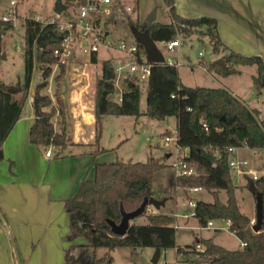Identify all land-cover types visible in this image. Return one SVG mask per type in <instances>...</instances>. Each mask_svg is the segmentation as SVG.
<instances>
[{"label": "trees", "instance_id": "trees-1", "mask_svg": "<svg viewBox=\"0 0 264 264\" xmlns=\"http://www.w3.org/2000/svg\"><path fill=\"white\" fill-rule=\"evenodd\" d=\"M81 0H65L62 13L71 15L68 8H74ZM168 8L171 20H154L150 26L146 23L132 24V29L146 30L154 41L169 40L177 34L188 35L194 29L203 28L214 52L224 51L223 64L218 60L208 63V68L219 74L236 73V64L255 65L252 74L257 87L264 85V63L257 54H243L229 49L219 38L216 19L201 15L184 17L175 11L173 0H162ZM2 21V20H1ZM7 22L8 26L10 21ZM64 34L58 30L57 21L46 23L27 17L24 19V71L22 80L6 83L0 77V159L1 144L21 110L22 100L29 87L34 61L46 63L41 71L42 79L36 84L33 94L34 120L29 128V139L37 146L55 144L64 147L66 127L56 130L52 116L57 113L63 124V102L55 91V102L40 90L47 85L51 72V63L57 58L53 49L58 46V37ZM139 51L144 46L137 41ZM90 60L96 62V51L90 52ZM60 71L55 76L57 82L64 71V63L58 64ZM100 76L95 79L94 117L95 150L99 147L102 134V118L105 114L134 115L141 114L139 83L128 80L127 87L121 93V99L110 98L114 92L115 68L110 59L100 63ZM20 94L17 98L15 95ZM46 107H48L46 109ZM144 114L155 119L176 117V143L180 152L186 149L182 159L194 168L189 175H176V185L185 188L198 186L211 192L212 201L196 200L193 217L201 226L215 218L229 219L228 229L241 241V246L228 249L212 240L211 237H196L186 248L176 246L177 251L195 254L198 261L207 264H264V219L260 228L252 229L250 217L241 212L236 196L235 184L229 166V146L246 145L264 150V119L258 116V110L249 107L240 97L224 86L187 85L181 82L176 63L155 62L145 81ZM56 153V156L59 154ZM264 163V160H263ZM161 166L156 157L146 160H127L95 162L92 177L84 176L72 195L64 199V207L69 221V238L83 237L86 243L80 253L70 249L64 253L65 264H114L110 253L119 246L142 247L175 245V217L162 212H146V222L131 221L124 234L111 231L108 219L118 223L121 218L120 206L125 211L135 209L145 196L153 195L151 190L153 173ZM247 185L264 204V175L249 178ZM225 190L222 200L218 193ZM145 210L139 214L142 215ZM138 215V216H139ZM136 216V217H138ZM135 217V218H136ZM197 245L203 247L201 251ZM104 246L106 251L95 256L88 253L89 247Z\"/></svg>", "mask_w": 264, "mask_h": 264}, {"label": "crops", "instance_id": "crops-1", "mask_svg": "<svg viewBox=\"0 0 264 264\" xmlns=\"http://www.w3.org/2000/svg\"><path fill=\"white\" fill-rule=\"evenodd\" d=\"M173 1L175 11L181 16L206 15L215 18L219 38L229 49L248 55L257 54L264 63V0ZM155 19L158 20L156 13ZM107 21L114 22L116 19L108 18ZM134 23L143 22L137 20ZM69 63L71 61L67 64ZM241 65H234L238 72L232 74L236 76H224L225 81H220V78L214 79L219 82L218 86L226 87L249 107L257 109L259 116L264 113V85L257 87L253 83L252 74L255 73V65H252L254 72L249 76L247 87L252 88V93L245 91L242 87L241 76H239ZM83 72L80 71V74L82 73L80 76H62L57 85L50 83L51 76H49L47 85L40 90L41 93L48 94L53 103L55 102V91L62 99L63 124L65 123L67 136L70 137L71 142L69 152L56 156L50 144L44 147L37 146L29 139V128L34 120L33 94L36 84L40 81H35L33 76L22 100L19 116L1 144L0 264H65V250L86 243L83 237L69 238V221L64 207V199L75 192L81 179L87 176L90 167H94L95 157L100 152H96L94 157L91 156L87 160L82 158L86 157L89 150L90 152L95 150L90 146L94 145V83L98 77L89 76L88 72H85L86 74ZM19 95L18 93L15 96L18 98ZM108 115L115 114H105L102 120ZM60 126H55L56 130H59ZM48 147L51 149V154L45 155ZM100 148L105 149L104 145ZM240 148L253 149L246 145L235 147L232 152H229V157L232 158V154H235V159L243 160L244 158L239 154ZM170 155L171 152H167V156ZM255 155L259 162L253 169L258 176L264 175V155L263 153H255ZM245 168L244 166L241 169ZM237 174L239 184H247L251 178L244 172H237ZM234 184L237 185L235 182ZM201 189L200 187L197 191ZM196 200L204 199L196 198ZM150 211L158 212L154 207ZM186 211L188 210L185 209L183 213ZM255 212L245 213L250 217V222L255 220ZM177 213L179 211L175 208L170 214L175 217V222L178 224L176 226H180L177 218L180 215ZM221 219L225 223V219ZM213 220L211 219L210 225L201 226L195 217H183V226L193 231L202 229L218 231L229 226L226 223L225 225H214ZM204 237H211L214 242L228 249H235V247L225 245L211 233H205ZM239 246H241V241Z\"/></svg>", "mask_w": 264, "mask_h": 264}, {"label": "rangeland", "instance_id": "rangeland-1", "mask_svg": "<svg viewBox=\"0 0 264 264\" xmlns=\"http://www.w3.org/2000/svg\"><path fill=\"white\" fill-rule=\"evenodd\" d=\"M56 0H22L17 5V17L12 22L8 23L1 21L3 14H8L9 0H0V77L6 83H13L18 79L22 80L24 71V19L27 17L35 18L43 23L55 20L57 25H64L67 15L54 12V4ZM65 4V0H61ZM129 5V6H128ZM124 9H123V8ZM129 7V9H127ZM66 7H64L65 9ZM63 9V10H64ZM71 12L72 8H68ZM152 10H155L158 20H171L168 8L163 5L162 0H114L112 3V11L108 15H104L105 20V40L110 41L111 45L105 46L100 44L96 52V62L90 60V52H84L82 47L76 42L74 47V55L64 63V71L60 76H80V71L88 72L89 76H100V63L103 59H110L115 66L118 62L124 63L128 58L124 52L119 50L116 44L121 40L128 42L132 41L134 34L131 23L134 25L137 20L146 22V17ZM116 21L111 22L107 19ZM142 24V23H141ZM180 44L173 49H168L159 41L157 46L162 51L165 58L169 57L173 61H177L178 75L182 83L187 85H202V86H218L220 85L214 78H220V81H225L224 76H236L232 73L223 75L215 70L208 68V63L212 60L222 59L224 51L214 52L209 42L208 36L204 33L203 28L194 29L188 35L179 33ZM223 60V59H222ZM221 63V62H220ZM46 66V63L34 61L33 79L39 81L42 79L41 71ZM51 84L56 85L55 76L60 71V66L56 63H51ZM252 65H241L242 87L245 91L252 93V88L248 87L249 76L253 73ZM79 74V75H78ZM126 75L123 73L122 76ZM49 76L47 78H49ZM130 78V75H127ZM47 80V79H46ZM141 89L140 95V110L141 114L138 117L134 115H108L102 120V139L100 146L104 145L105 149L100 151L95 157V162H112V161H127V160H146L148 157H156L161 162V166L153 173L151 190L156 198H164L165 204L155 207L148 205L150 208L158 212L172 214L175 208L179 213H183L185 209H191L187 204L182 205L183 199L203 198L204 200L212 201L213 196L210 191L202 188L194 193L186 192L182 187L175 183V172L171 162L174 160L176 151V117L173 115L167 116L164 119H155L144 114L145 109V83H139ZM44 88V87H43ZM55 91V90H54ZM248 93V94H250ZM252 95V94H250ZM117 92H112L109 97L115 99ZM259 100V99H258ZM52 116V121L55 126H60L61 119L59 115ZM59 116V117H58ZM259 117L264 118V113L259 114ZM54 126V127H55ZM61 126L65 127V123ZM60 126V128H61ZM59 128V130H60ZM56 129V128H55ZM68 131L65 130L66 145L64 147L50 144L54 154H63L69 152L71 147L70 137L67 136ZM170 136L169 140H165V136ZM99 146V147H100ZM92 149L95 145L90 146ZM167 152H171L167 156ZM263 153L264 150L253 148H240L239 154L247 160L248 166L251 168L259 162L255 153ZM96 152L86 153L85 158L94 157ZM85 156V155H83ZM232 158H236L232 154ZM240 158V159H243ZM87 163V162H86ZM87 165V164H86ZM94 165V164H93ZM240 165V168H243ZM93 166L87 172L88 177L93 176ZM235 186V196L238 207L243 213H251L256 208V196L247 184L238 183V174L236 169H231ZM249 181V180H248ZM219 197L226 198L225 190L221 189ZM148 206L144 209L145 213L135 218L138 223L146 222V212ZM264 212V204H263ZM178 223L173 225L175 229V245L159 248L158 254L154 246L128 247L119 246L111 250L114 264H184L189 260L196 258L195 254L177 251L176 246L186 248V245L191 244L196 237H204L205 233H211L223 242L225 245L238 248L240 247V239L231 232L228 228L221 230L202 229L200 231L192 230L189 227L183 226V217L178 216ZM192 221V219H190ZM214 225H225L221 218H215ZM254 219L252 220V222ZM193 222V221H192ZM251 222V223H252ZM74 254L82 251V246H73L69 248ZM106 251L104 246L89 247L88 253L100 256ZM157 255V257H156ZM156 259V262L153 259ZM202 264H207L202 262Z\"/></svg>", "mask_w": 264, "mask_h": 264}, {"label": "built area", "instance_id": "built-area-1", "mask_svg": "<svg viewBox=\"0 0 264 264\" xmlns=\"http://www.w3.org/2000/svg\"><path fill=\"white\" fill-rule=\"evenodd\" d=\"M22 0H9L8 14H3L1 16L2 21L12 22L17 17V5L21 3ZM114 0H81V2L72 8L71 15L67 17L64 25L58 26V30L64 32L58 37L59 44L53 49V54L56 56V65L60 63H66L74 55V47L76 42L84 52L97 51L98 46L103 44L105 46L111 45L110 41L105 40V20H103L104 15L110 14L112 11V3ZM129 9V7H127ZM160 43L164 44L168 49H173L180 44V39L178 34L169 40H161ZM117 48L124 52L127 56V60L124 63L118 62L115 68L114 77V92H117L116 100L121 99L122 91L127 87L128 80H134L136 83H141L146 81L149 73L151 62L146 58V53L139 51L137 40L135 37L132 41L128 42L121 39L117 44ZM168 63H178L177 61L171 60L169 57L165 58ZM123 73L126 75L122 76ZM130 75V78L127 77ZM170 136H165V140H169ZM176 151L174 160L171 165L174 167L175 176L176 175H189L194 172V168L186 164L182 159V156L186 154L183 150L179 155V147L177 143L175 144ZM229 152H232L235 147L229 146ZM51 149L48 147L45 150V155H50ZM247 160H239L229 157V166L231 169H236L237 172H244L250 175L253 179L257 178L258 175L255 173L254 169L247 165ZM240 165L245 166L243 170ZM198 186L185 187L184 190L188 193L195 192L199 189ZM195 203L193 199H183L181 204L191 207L189 211L184 213H177L182 217L194 216L195 214ZM151 205V204H148ZM147 205V206H148ZM146 206V207H147ZM145 207V208H146ZM148 211L151 210L148 206ZM151 212V211H150ZM226 224H230L229 219H225ZM211 220H208L206 225H210ZM242 244V243H241ZM198 248L203 251V247L197 245Z\"/></svg>", "mask_w": 264, "mask_h": 264}, {"label": "water", "instance_id": "water-1", "mask_svg": "<svg viewBox=\"0 0 264 264\" xmlns=\"http://www.w3.org/2000/svg\"><path fill=\"white\" fill-rule=\"evenodd\" d=\"M64 7L65 5L61 2V0H56L54 4V12L59 15L63 11ZM154 20H155V10H152L150 14L146 17V26H150ZM132 31L135 39L144 46L146 58L149 62L155 63V62L165 61V57L162 51L160 50V48L157 46L156 41L152 40L149 37L146 30L138 31L135 28H133ZM220 62L223 64L222 59H220ZM164 201H165L164 198H156L155 196L151 195V196H145L142 202L139 204V206H137L135 209L131 211H125L124 208L120 206V213H121L120 221L116 223L113 220L108 219V223L110 225L111 231L119 235L124 234L127 230L129 223L133 221L136 216L141 214L148 204L158 207L164 204ZM255 211H256L255 220L252 223V229L254 231H257L260 228V224L263 218V205L259 194H256ZM155 251L158 254L159 252L158 246L155 247ZM156 259L154 258L153 261L156 262ZM184 264H200V262L192 261V262H186Z\"/></svg>", "mask_w": 264, "mask_h": 264}]
</instances>
